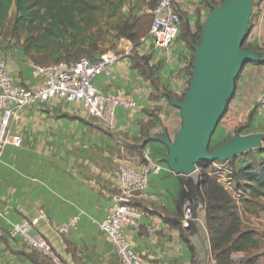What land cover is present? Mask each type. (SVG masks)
Returning a JSON list of instances; mask_svg holds the SVG:
<instances>
[{
    "label": "crops",
    "instance_id": "1",
    "mask_svg": "<svg viewBox=\"0 0 264 264\" xmlns=\"http://www.w3.org/2000/svg\"><path fill=\"white\" fill-rule=\"evenodd\" d=\"M222 1L214 0L215 4ZM256 3L254 25L243 44L255 55V61L262 63L258 68L264 69V14L261 0ZM151 9L152 4L147 0H127L122 7L125 17L131 15L140 20L141 38L148 34ZM207 10L202 0L179 1L180 16L190 33L196 31L197 25L203 27ZM192 46H187L182 36L167 50L156 47L151 39L141 43L139 50L127 40L119 41L118 51H130L129 56L114 66L110 76L101 75L94 81L98 92L132 105L130 109H115L112 130L89 117L80 104L56 98L27 107L18 114L10 135L19 136L21 145L19 148L6 146L0 158V264H33L28 256L35 253L27 250L20 240L9 236L12 225L22 220L33 225V233L43 236L65 264H119L97 224L116 202L119 191L117 170L122 166L145 163L144 155L162 171L158 175H149L148 197L134 200V206L141 210L142 216L136 227L124 229L132 250L147 264H214L213 254L216 256L217 253L211 248L205 208L197 213L191 230L181 226L185 179L173 174L164 163L167 148L160 142L151 141L163 135L173 141L180 130V112L171 101L177 102L183 97L190 82ZM0 54L16 85L30 90L38 87L33 64L24 55L21 41L0 38ZM133 55L147 59L157 88L133 68ZM248 75L245 72L235 81L233 111L251 107L261 94L264 72L256 99L252 96L254 93L251 95L247 91ZM254 117L255 123L264 122V109H258ZM254 133L261 135L262 132ZM239 135L246 137L249 134ZM255 149L230 159L235 165L234 172L244 165L261 161L264 154L256 152L260 153L257 159ZM224 170L227 172V168ZM217 173L207 175L230 195L240 230L255 234L257 245L249 250H257L260 248L259 223L264 229L261 219L264 198L251 199L245 192L233 191L229 182L231 177H227V184L220 183L215 177ZM191 176H187V182ZM73 218H77L76 225L67 233L60 234L55 230Z\"/></svg>",
    "mask_w": 264,
    "mask_h": 264
},
{
    "label": "built area",
    "instance_id": "2",
    "mask_svg": "<svg viewBox=\"0 0 264 264\" xmlns=\"http://www.w3.org/2000/svg\"><path fill=\"white\" fill-rule=\"evenodd\" d=\"M152 4L150 11L152 22L148 34L141 38L135 50L148 39L153 40L156 47L167 50L179 37L181 16L180 0H147ZM264 14V0H261ZM130 51H108L95 59L82 57L75 62H59L49 66L33 65V76L38 80V87L30 90L16 85L8 73L5 59L0 54V158L6 146L19 148L21 138L11 136L10 130L18 114L25 108L41 105L56 98L63 102L78 103L81 109L91 118L112 130L115 127V109L123 107L130 109L132 105L115 96L104 95L95 87L98 76H110L114 66L129 56ZM256 108H264V79L261 94L256 99ZM145 163L139 166H122L116 172L118 195L115 204L110 208L105 218L97 224L99 233L113 248L119 264H147L135 254L125 235L124 229L136 227L142 216L139 208L134 206L135 198L148 197L146 188L150 174L158 175L162 168L151 164L144 155ZM183 180L184 190L186 178ZM204 210L203 203L198 198H185L181 203V226L188 230L197 220L196 213ZM77 218L59 225L55 230L60 234L67 233L76 225ZM33 225L22 220L10 228L11 239L20 240L30 252L49 260L54 264H62L54 253L50 243L40 234L33 233Z\"/></svg>",
    "mask_w": 264,
    "mask_h": 264
},
{
    "label": "trees",
    "instance_id": "3",
    "mask_svg": "<svg viewBox=\"0 0 264 264\" xmlns=\"http://www.w3.org/2000/svg\"><path fill=\"white\" fill-rule=\"evenodd\" d=\"M125 2L126 0H0V37L21 41L24 55L35 66L72 63L86 56L95 59L112 49L121 39L134 46L138 44L141 38L140 20L131 15L121 16ZM202 2L211 8L215 4L214 0ZM181 26L180 35L182 34L187 46H196L202 27L197 25L196 31L190 33L182 17ZM132 66L157 88L145 57L133 55ZM232 180L235 191L245 192L251 199L264 198V161L242 166L233 173ZM189 185L187 182L184 199L194 198ZM196 186L200 189L198 197L206 212L211 248L225 264H229L232 252H246L255 248L257 242L254 232L240 230L235 206L224 188L210 177L204 178ZM28 259L33 264H54L40 256L31 255ZM59 260L61 261L60 258Z\"/></svg>",
    "mask_w": 264,
    "mask_h": 264
},
{
    "label": "water",
    "instance_id": "4",
    "mask_svg": "<svg viewBox=\"0 0 264 264\" xmlns=\"http://www.w3.org/2000/svg\"><path fill=\"white\" fill-rule=\"evenodd\" d=\"M250 8L251 0H225L206 18L199 43L192 46L190 82L181 101H171L180 112V130L173 141L166 135L151 139L167 148L164 163L175 175L190 176L201 162L234 159L260 142L258 135L237 134L209 150L210 138L233 96L239 73L255 59L253 53L240 49Z\"/></svg>",
    "mask_w": 264,
    "mask_h": 264
},
{
    "label": "rangeland",
    "instance_id": "5",
    "mask_svg": "<svg viewBox=\"0 0 264 264\" xmlns=\"http://www.w3.org/2000/svg\"><path fill=\"white\" fill-rule=\"evenodd\" d=\"M127 1V0H126ZM225 0H223L220 3L214 4L213 7H208L207 10V17L211 14V12L214 9H217L219 7H221V5L223 4ZM257 6L258 8V3H256V0H251V8H250V14L248 17V21L246 24V29H245V37L244 39H246L249 30L251 28L252 25H254V21L253 18L256 17V12L257 10L255 9ZM255 14V15H254ZM121 16L123 17L124 14L121 13ZM206 17V18H207ZM183 26V23H182ZM181 26V27H182ZM181 30V29H180ZM179 36H181L179 34ZM1 38V37H0ZM119 42L116 43V45L107 51H118L120 48L118 47ZM198 45V44H197ZM241 50H247L246 46L243 44H241L240 47ZM87 57V56H86ZM89 58V57H87ZM258 65H262V63H258L252 59H250L242 68L241 72L239 73L237 80L239 79V77H242L243 74L246 72L248 75V82L246 85L247 91L249 93H251L252 96H254L253 98H255V96L261 91V80H262V75H263V70L262 68H258ZM192 68V67H191ZM192 71V70H191ZM187 89V87H186ZM182 98V96H181ZM256 99V98H255ZM178 102V101H177ZM235 103V92L231 98V100L229 101V103L227 104L226 110L221 118V120L219 121V123L217 124L211 138L209 141V150H213L216 147H218L219 145L223 144L224 142L228 141V139L234 138L237 134H244V135H258L260 136V142L257 146L253 147L255 148H259L261 147L259 150L255 149V154H256V158H260L259 154L260 153H256V152H262V154H264V122H254V116L257 115V111L258 109L256 108V101H253L252 106L250 107H246L245 109L242 110H236L233 111V104ZM264 108H260L259 110H263ZM261 133L260 134H255L254 132L258 131ZM239 156V155H238ZM262 161H264V157L260 158ZM229 164H225L226 162H218V161H214V162H201L197 165L198 169L195 173L192 174L191 177H189L188 183L189 185V189L191 190V194L194 196V198H198V186H196L197 183H200L201 180H203L204 178H207L208 175L207 173H215L218 172L217 175L215 176L216 179H220V183H224L227 184L228 183V179L227 177H231L229 182L232 184L231 187L233 186V191H235L234 188V183L232 180V173L234 172L233 169L235 168V165L233 164L232 161H230V159L228 160ZM255 163V162H254ZM228 166V167H226ZM225 168H227V173L225 172ZM229 188V186H227ZM237 192V191H236ZM247 197L248 194H247ZM200 200V199H199ZM201 201V200H200ZM198 213V212H197ZM196 213V215H197ZM262 220H264V214L261 217ZM247 221V220H245ZM260 228L258 229V234H260L259 237V246L260 248H258L257 250H247L246 252H232L229 255V264H264V229H261L263 224L259 223ZM192 229V228H191ZM190 229V230H191ZM256 229V230H257ZM261 232V233H260ZM33 256L37 257L38 255L33 254ZM213 259H214V264H225V261L222 260L221 257H219L218 255H214L213 254ZM211 263V262H210Z\"/></svg>",
    "mask_w": 264,
    "mask_h": 264
}]
</instances>
